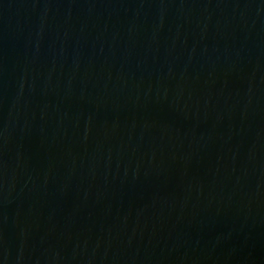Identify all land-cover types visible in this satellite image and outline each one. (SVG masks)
Segmentation results:
<instances>
[{
    "label": "water",
    "instance_id": "1",
    "mask_svg": "<svg viewBox=\"0 0 264 264\" xmlns=\"http://www.w3.org/2000/svg\"><path fill=\"white\" fill-rule=\"evenodd\" d=\"M0 264H264V0H0Z\"/></svg>",
    "mask_w": 264,
    "mask_h": 264
}]
</instances>
